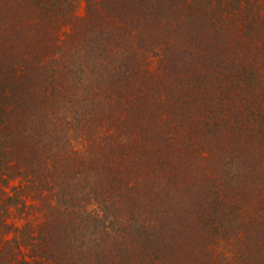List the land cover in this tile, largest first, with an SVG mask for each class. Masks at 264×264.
Here are the masks:
<instances>
[{
    "label": "trees",
    "instance_id": "trees-1",
    "mask_svg": "<svg viewBox=\"0 0 264 264\" xmlns=\"http://www.w3.org/2000/svg\"><path fill=\"white\" fill-rule=\"evenodd\" d=\"M0 264H264V0H0Z\"/></svg>",
    "mask_w": 264,
    "mask_h": 264
},
{
    "label": "rangeland",
    "instance_id": "rangeland-1",
    "mask_svg": "<svg viewBox=\"0 0 264 264\" xmlns=\"http://www.w3.org/2000/svg\"><path fill=\"white\" fill-rule=\"evenodd\" d=\"M14 223H15V225H17L18 224L17 220H14Z\"/></svg>",
    "mask_w": 264,
    "mask_h": 264
}]
</instances>
